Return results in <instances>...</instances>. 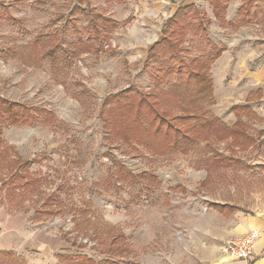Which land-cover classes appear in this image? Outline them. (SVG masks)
I'll return each instance as SVG.
<instances>
[{
	"label": "rangeland",
	"instance_id": "374dc122",
	"mask_svg": "<svg viewBox=\"0 0 264 264\" xmlns=\"http://www.w3.org/2000/svg\"><path fill=\"white\" fill-rule=\"evenodd\" d=\"M78 2L0 0V96L55 116L45 124L4 127L8 156L30 161L29 174L42 182L31 196L24 180L13 186L11 175L20 168L7 167L3 157L0 198L34 215L56 195L59 203L44 207L53 213L39 222L41 230L62 237L65 247L56 253L82 254L95 264H230L233 257L223 247L238 235L235 221L211 204L236 205L245 214L264 210V122L251 114L264 119V0H228L217 16L211 0H82L87 14L93 10L118 22L100 45L104 51L85 54L65 69L40 55L32 62L26 46L38 35L56 34L65 45L93 43L87 17L71 14ZM191 4L208 14L211 43L190 35L183 58L225 47L211 67L214 103H200L225 126L211 128L203 148L188 154L163 155L108 139L104 102L130 86L156 91L161 67L154 62L144 68L149 50L164 37L168 19ZM174 101L170 117L183 115ZM233 126L242 137L235 138ZM244 134L253 142L241 143ZM79 209L89 214L86 228L77 224ZM103 231L125 236L113 254L100 240Z\"/></svg>",
	"mask_w": 264,
	"mask_h": 264
},
{
	"label": "trees",
	"instance_id": "16d2710c",
	"mask_svg": "<svg viewBox=\"0 0 264 264\" xmlns=\"http://www.w3.org/2000/svg\"><path fill=\"white\" fill-rule=\"evenodd\" d=\"M81 1L79 0L78 4L75 5L71 14L87 17L90 31L94 32L93 43L91 41L90 43L77 42L65 45L62 38H58L56 34L38 35L26 46L31 51L29 59L32 62L37 61L36 58L40 55V59H51L53 68L60 69L63 67L65 69L71 67L76 60L85 54L104 51L100 45L105 39L109 40L110 33L118 26V22L105 17L103 14L95 13L93 10L87 14V10ZM227 3L228 0H211L216 16L221 11H226ZM6 17L15 20L12 16ZM73 22L76 23L77 19H74ZM209 25L208 14L196 4L180 7L168 19L163 31L164 37L151 47L144 64L146 69L154 62L161 67L159 70L161 75L155 79L156 91L144 93L136 86H130L118 94L110 96L104 102L101 111V119L108 139L122 141L134 149L141 147L163 155L188 154L203 148L202 143L209 140L207 137L212 131L211 128L225 126L223 121L216 116L210 117L205 108L200 106V103L208 102L210 105L214 103V82L211 67L225 52V47L213 45V48L206 54L191 60H184L183 58V55L188 52L185 43L190 35L203 38V41L207 40L211 43L208 37ZM47 42L49 45H46ZM171 61H176V65H169ZM173 76L176 77V81H172ZM171 100H175V104L183 112V115L170 117ZM42 109L27 103L11 102L0 96V159L6 157L7 167L12 163L18 165L17 168L20 170L11 175V179L15 182L13 186H16L19 180H24L23 186L31 188L30 196L34 192V186L42 181L40 177L37 178L29 174L30 161H24L26 159H22L17 153L15 156L11 153L8 156L9 147H4L2 144L3 133L6 125L22 126L35 120H40L45 124L48 122L49 116L55 119L52 113ZM251 114L257 120L264 122V119L259 117L256 112L252 111ZM181 125H187L186 129L183 130ZM235 125H239L238 122ZM231 128L234 130L232 134L235 135V138L242 137L243 134L240 130H235V126ZM243 137L246 139L241 143L248 140H250L248 143L253 142L250 137L246 135ZM205 143H208V147L210 146V142ZM49 200L41 207V210H34L35 221H46V219H42V215H51L53 210L48 209L46 211L44 207L60 201L56 195H51ZM6 203L15 210H28L21 204L17 205L19 202L17 204L12 201ZM211 207L223 215H231L237 208L229 203L211 204ZM77 212L81 215L77 224L83 223L84 228H86L90 221L87 209H79ZM100 236V240L108 248L109 254L115 253L114 245L117 241L120 243L121 240H125V236L122 234L106 233V231H103ZM72 238L74 239V237L67 238V241H71ZM73 244L76 242L74 241ZM120 249L124 252L127 251L122 245ZM58 256L63 264H95L92 258H86L82 254L71 256L67 253H61ZM0 260L2 261L1 264H25L24 261L14 260L11 252L0 253ZM99 264L116 263L113 260H105Z\"/></svg>",
	"mask_w": 264,
	"mask_h": 264
},
{
	"label": "crops",
	"instance_id": "0c3cea01",
	"mask_svg": "<svg viewBox=\"0 0 264 264\" xmlns=\"http://www.w3.org/2000/svg\"><path fill=\"white\" fill-rule=\"evenodd\" d=\"M236 207L230 216L235 221V234L257 230L260 237L253 255L248 259L233 258L230 264H264V210L245 214L248 211ZM45 230H41L30 210H15L0 198V253L11 252L14 260L25 264H62L58 256L61 252L56 251L65 247L64 241L61 236Z\"/></svg>",
	"mask_w": 264,
	"mask_h": 264
},
{
	"label": "built area",
	"instance_id": "2783aa9c",
	"mask_svg": "<svg viewBox=\"0 0 264 264\" xmlns=\"http://www.w3.org/2000/svg\"><path fill=\"white\" fill-rule=\"evenodd\" d=\"M260 237L257 230L235 235L224 242V251L237 259H248L254 253L255 245Z\"/></svg>",
	"mask_w": 264,
	"mask_h": 264
}]
</instances>
